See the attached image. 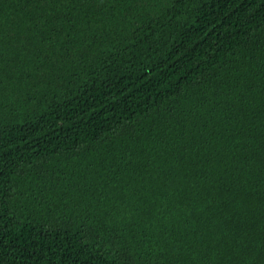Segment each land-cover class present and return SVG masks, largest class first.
Returning a JSON list of instances; mask_svg holds the SVG:
<instances>
[{
  "label": "trees",
  "instance_id": "16d2710c",
  "mask_svg": "<svg viewBox=\"0 0 264 264\" xmlns=\"http://www.w3.org/2000/svg\"><path fill=\"white\" fill-rule=\"evenodd\" d=\"M0 264H264V0H0Z\"/></svg>",
  "mask_w": 264,
  "mask_h": 264
}]
</instances>
